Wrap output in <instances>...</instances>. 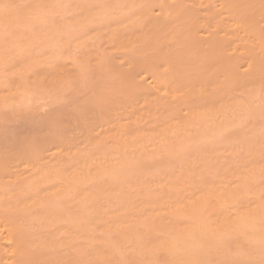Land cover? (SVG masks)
<instances>
[{"label": "rangeland", "instance_id": "obj_1", "mask_svg": "<svg viewBox=\"0 0 264 264\" xmlns=\"http://www.w3.org/2000/svg\"><path fill=\"white\" fill-rule=\"evenodd\" d=\"M88 1L0 0V54L2 55H0V195L3 194V196H0V199H2L0 205L12 201L11 197L14 196L16 200H13L10 204L14 205V201H16L21 210L17 207L18 204L16 205L17 209H15V205L14 208H12L13 205L10 207L17 210V212L19 211L23 218L24 216L27 218L20 221H22L23 227L26 223V230L29 226L28 230L34 228L33 231H29V235L33 240L32 236H35L37 239L36 244L41 241L40 245H45L47 240L44 239L48 235L46 239L51 238L46 244L48 248L52 247L51 245L48 246L50 242L53 245L58 243L57 241L60 239L61 242L63 240L68 244L66 241L69 240L68 242H71L69 245L73 244L72 246L73 248L76 247L77 252L78 248L79 251L81 249L83 252L92 251L96 245L98 250L103 248L105 250L106 246L110 249L115 247L112 248L114 250L117 249L115 245H118L115 244L117 243L115 240L122 237L124 243L119 239L120 248L117 251H125L126 248L123 247L128 248L131 243V245L142 243L141 245L144 246L145 244L149 245V242L151 248L144 247H147L148 250L154 249L157 253L159 248L160 251L164 252L166 248L168 251H173V249L179 251L177 248H181L182 245L180 241L182 243L183 240L187 241L192 238L203 243L209 239L210 234L216 235V232L221 233L224 231L228 234L233 232L232 228L238 227L239 221L242 225H244V222L263 221L264 205L258 203V201L264 202V192L259 193L261 189L264 191L263 77L259 79L258 76V80L247 78V80L238 82L241 85L239 88L236 85L237 83L232 84L236 85L237 88L235 89L237 91L234 86L233 89L231 88L232 85L228 88L227 84L229 83L226 84L225 82L216 83V81L208 80L202 85V82L199 83V81L189 84L188 80L186 82L183 80L184 83L181 80H178L181 81L180 83L176 80L178 83L171 82L176 87L172 85L171 89H160V92V90H157L158 87L154 85L155 83L152 84L150 72L161 78L174 76L168 72L164 73L162 69H150L149 72H143L136 65L139 62L136 55L139 47L134 40L141 35L140 20H138L141 14L139 16L138 14L140 11L142 13L147 10L144 7L145 0H143L144 4L142 0H133V3L132 0H123V2H127V5L120 2L122 0L113 1L114 3L110 1L111 4L99 0ZM117 2H120L122 6ZM3 5L8 7H3ZM21 5L24 7H21ZM129 5L131 6L130 9ZM139 5L140 7L136 9ZM25 7L28 8L25 9ZM118 7L122 9L118 10ZM134 9L136 11H133ZM122 10H124V16L121 15L122 12L120 13ZM16 11L17 13L22 12L19 13L20 17H17ZM95 11L100 16H97ZM5 14H9L8 17ZM216 18L214 19L217 20L215 22L221 23V20H218L220 18ZM3 19L7 20L3 21ZM257 21L259 22V19ZM262 23L264 21L258 23L260 28L257 25L256 28L259 34L260 31L263 32L260 36L264 38ZM132 25H134V28ZM7 33L9 34L7 35ZM3 39L4 41H2ZM117 39L122 41L117 44ZM10 40L11 42H9ZM132 40L136 43L133 50L134 43H132ZM251 44L255 45L253 42ZM253 49H255V46H253ZM13 57L16 58V61ZM118 72L130 74V77H133H131V82L134 85H128V83L125 84L120 81ZM51 73L56 75H52L56 77L53 81ZM48 74L51 78H47ZM243 75L248 77L252 75L253 77L254 74L246 71ZM35 78H39V81L42 79L45 82H35ZM15 80L17 83L19 80L21 81L17 84V87L16 83L14 85ZM22 81L24 82L22 83ZM52 82L56 83L53 84ZM21 84L22 88L20 87ZM39 93L43 95L40 96ZM20 94L21 96H19ZM15 95L18 97L15 98ZM45 95H48L47 98ZM23 96L24 98L28 96L30 99L26 97V101L24 98V101H22ZM257 99L261 101L259 102ZM253 103L256 104L253 105ZM235 104H238V110ZM257 106L260 107V110ZM254 107L259 112L250 110ZM202 110L206 112L203 113ZM212 110H217V112ZM248 111H251V113ZM247 112L249 113L248 116H246ZM255 113L258 117L254 115ZM26 148L29 149L26 150ZM104 150H106V153ZM102 152H104V155ZM143 160L146 163L144 165H142ZM140 164L143 167L142 169H139ZM83 167H85L84 170H82ZM113 170L118 173L113 174ZM42 171H45L49 177ZM35 174L36 176H34ZM38 174L44 178H40V180ZM93 174L95 177H93ZM78 181L82 182L81 185ZM34 182L35 184H33ZM52 184L55 187L51 186ZM56 184L64 186V191L58 188L59 186L57 187ZM74 184H76L75 187ZM65 185H69L72 190H69L70 188ZM258 185H260V188H258ZM34 187L37 190L36 193H34ZM12 188H15V190ZM37 188H40V190ZM79 188L82 190L80 192L76 191ZM20 190L21 192H19ZM56 191L61 192L59 194ZM44 192H53V194H50L53 197L49 198L50 195L45 196L46 193ZM57 194L58 196H56ZM238 194L241 195V198ZM256 194L260 196V199ZM43 195L44 198L47 197L45 200H43ZM36 197L39 200V205L37 203V207H35L36 205H29L30 200H36ZM173 198L175 199L173 200ZM55 199L56 201H54ZM230 199L232 201L229 202ZM240 199L242 200L240 201ZM6 200L8 201L6 202ZM175 200L178 205L182 203L181 205L185 207L177 208L178 205H176ZM43 201L45 205L49 204L45 206ZM245 202L248 203L247 206ZM173 203L175 204L173 205ZM227 203H230L231 206ZM236 203L239 204V209ZM27 204L29 207H27ZM232 204L236 208H232ZM256 204H258L257 210H248L249 206L254 207ZM78 206L80 207L78 208ZM221 206L227 208L222 209ZM25 208L28 209L25 210ZM31 208L33 209L31 210ZM228 208L229 210H227ZM58 210H60L59 212L62 211L61 215L63 217L70 214L71 217H66L65 221L67 223L64 224V218L62 219L60 215L61 219L58 218L60 220L54 219L58 215L56 213H59ZM217 211H222L225 214H218ZM75 212L77 214H74ZM28 214H30L29 217ZM46 214H49V217ZM226 214L229 215L226 216ZM257 214L260 215L261 219L259 217L256 219ZM219 215H222V217L225 215L231 223L225 226V223L220 221ZM52 216L55 217L52 218ZM37 218L41 221L39 222ZM46 218H49V220H43ZM95 218H100V223L99 221L98 223L101 230L98 229L99 226L96 229L94 228L98 225L97 221L94 222ZM51 219H53L52 224H49L48 222L51 223ZM34 220L41 224L47 221V224L52 225V227L56 222L54 220L60 221L62 225L57 224V226L62 228L60 229L62 232L60 230L56 231V223L54 228H48L46 223L41 228ZM89 221H93L96 225ZM127 221L130 223H127ZM88 222L92 225L89 226ZM82 223L86 228L83 225L81 226ZM34 224L38 226L37 229H35ZM44 225L51 231L54 229L55 233H60V238L57 233L55 235L54 232L48 229H44V231ZM68 226L72 229L68 230ZM39 228L41 229L38 230ZM64 228L68 230L66 231L68 233L64 231ZM74 230L76 233H80L78 231L82 230L83 234H80L84 235L86 239L82 235L83 238H80V234L79 237L75 236L77 234L74 233ZM126 230L133 233L130 235ZM151 230L160 231V233H168L167 230H171V235L174 233V237L171 238L173 240L169 239L170 242L162 241L160 237L161 239L154 243L153 241L161 235L158 234L154 240L152 238L155 235L149 237L151 235H149V231ZM43 231L48 232L44 233ZM90 231H93V233ZM102 232L105 233L107 238L105 247H102L103 242L99 238ZM65 233H70L66 237L72 235L77 242L74 239H72L73 241L69 239L72 236L65 241L62 238H65ZM134 234L136 235L134 236ZM92 236L93 238H91ZM101 236L103 238L104 235ZM97 238L100 239L102 244L99 243ZM125 238L132 242H127ZM133 238H140V240L138 243H133L135 241ZM143 238L146 239L145 242L147 240L148 242L144 243ZM149 238L153 240V245H156L154 248ZM81 239H84L83 242ZM92 240L95 242L91 243ZM43 241L45 242L42 243ZM96 241L99 244H96ZM159 241L160 245L158 244ZM172 241L175 242L174 245ZM121 242L127 245L123 246ZM113 244L114 246H112ZM64 246L65 249L67 246ZM85 247L87 248L84 249ZM162 247L163 249H161ZM169 247L171 250H169ZM235 247L242 253H247L249 241L239 240L235 243ZM73 248L70 250H73ZM60 249L62 250L61 247ZM76 250L74 248L73 251ZM63 253L54 252L53 255L56 254L55 256L62 257ZM158 254L162 255L163 252ZM256 263L260 264L258 261Z\"/></svg>", "mask_w": 264, "mask_h": 264}, {"label": "bare ground", "instance_id": "obj_2", "mask_svg": "<svg viewBox=\"0 0 264 264\" xmlns=\"http://www.w3.org/2000/svg\"><path fill=\"white\" fill-rule=\"evenodd\" d=\"M82 1V0H81ZM88 1V0H87ZM91 1V0H90ZM94 0H92L93 2ZM100 2H109L110 1H117V0H99ZM120 1V0H119ZM127 1V0H125ZM134 1H137V0H134ZM124 4H126L125 2L120 1ZM120 2H117L119 3V5L121 4ZM145 9L147 10H144V12L140 13L139 11V14L138 16L140 15V18L138 20L139 23H140V26L141 29L140 30V36L134 40L136 43H138V47H139V51L138 53L136 52V55L138 56V60L139 62L136 63L137 67L142 70L143 72H149L150 69H162V71L165 72H168L170 73L172 76L174 77H164V78H161L159 77L158 75H156L155 73H151L150 72V76L152 77V84L156 85L158 87H156L157 90H163L165 88H168V89H171L172 88V85L174 87L175 84H172V83H175L176 80H181V81H187L189 84H194L196 83L197 81L202 82L201 84L203 85V83L207 82L208 80H211V81H216L217 82H220V83H223L225 82L227 84V87H231L232 84H236L237 87L239 88V83L238 82H242L244 80H247V78L249 80H251V78H256L257 77L259 79H264V38H262L260 36L261 32L260 31V34L257 32V28H256V25L259 26L260 28V22L264 21V0H145ZM88 3H90L88 1ZM95 3V2H94ZM114 3V2H113ZM132 3H133V0H132ZM136 3V2H135ZM139 3V2H138ZM142 3H143V0H142ZM200 3V4H199ZM25 4V3H24ZM86 4V3H84ZM129 4V3H128ZM144 4V3H143ZM147 4V6H146ZM196 4V5H194ZM26 5V4H25ZM28 5V4H27ZM118 5V6H119ZM127 5V4H126ZM125 5V6H126ZM138 5V4H137ZM142 5V4H141ZM87 6V5H86ZM101 6V5H99ZM112 6V5H111ZM122 6V4H121ZM124 6V5H123ZM124 6V7H125ZM133 6V5H132ZM8 7V6H6ZM11 7V6H9ZM21 7H24L21 5ZM96 7V6H95ZM110 7V5H109ZM123 7V8H124ZM130 5H129V9H130ZM139 6H137L136 9H138ZM148 7V8H146ZM28 8V7H25V9ZM91 8V7H90ZM99 8V7H98ZM112 8V7H111ZM128 8V7H127ZM126 8V9H127ZM133 8V7H132ZM20 9V8H19ZM18 9V10H19ZM24 9V8H23ZM88 9V8H86ZM100 9V8H99ZM122 8L119 9L118 7V10H121ZM125 9V8H124ZM6 11L8 9H5ZM10 10V9H9ZM12 10V9H11ZM14 10V9H13ZM17 10V9H16ZM21 10V9H20ZM94 10V8H93ZM92 10V11H93ZM97 10V9H95ZM113 10V9H112ZM141 10V8H140ZM82 11V9H81ZM129 11V10H127ZM132 9L130 10V13H131ZM133 11H136L135 9ZM4 12V11H3ZM2 12V13H3ZM10 12V11H9ZM19 12V11H18ZM96 12V11H95ZM114 12V11H113ZM119 12V11H118ZM122 12V13H121ZM123 12L124 10L120 11L121 15H123ZM8 13V12H7ZM20 14L22 12H19ZM19 13H17L16 11V14H18L17 17H20ZM94 13V12H93ZM92 13V14H93ZM10 14V13H9ZM9 14H5L7 17ZM97 16H100L98 15V13L96 12ZM112 14V13H111ZM125 14V13H124ZM136 14V13H135ZM3 15V14H2ZM11 15V14H10ZM91 15V14H90ZM94 15V14H93ZM117 15V14H116ZM109 16H111L109 14ZM124 16V15H123ZM152 16V17H151ZM95 17V16H94ZM93 17V18H94ZM135 17V16H134ZM137 17V16H136ZM154 17V18H153ZM216 17L220 18L218 20H221V23H217L215 21L217 20H214ZM12 18V17H11ZM103 18V17H102ZM133 18V17H132ZM217 19V18H216ZM257 19H259V22L257 21ZM7 19H3V21H5ZM11 20V19H10ZM137 20V21H138ZM262 20V21H260ZM84 21V20H83ZM94 21V20H93ZM257 21V24L255 25ZM13 22V20H12ZM99 22V21H98ZM220 22V21H219ZM97 23V22H96ZM95 23V24H96ZM100 23V22H99ZM138 24V22H136ZM135 23V24H136ZM78 24V23H77ZM81 24H82V20H81ZM94 24V26H95ZM102 24V22H101ZM104 24V23H103ZM134 24V25H135ZM264 23H262L261 25H263ZM10 25V24H9ZM8 25V26H9ZM132 25V27L134 26ZM139 25V24H138ZM97 28V26H96ZM134 28V27H133ZM262 28V27H261ZM137 29V30H139ZM136 30V31H137ZM264 31V30H263ZM9 33H7L8 35ZM128 35V34H127ZM131 35V34H130ZM150 35V37L147 38V36ZM262 35V34H261ZM264 35V34H263ZM4 36V35H3ZM6 36V35H5ZM4 38V37H3ZM6 38V37H5ZM10 38V37H9ZM7 39V38H6ZM121 39V38H120ZM127 39V38H126ZM131 40V39H130ZM4 41V39L2 40ZM120 42L122 40H119ZM118 39H117V44H118ZM133 41V40H132ZM134 41L132 43H134ZM139 41V42H137ZM249 41V42H247ZM11 42V40L9 41ZM251 42H253V44L255 45H252ZM13 43V42H12ZM132 46V50L134 49V46L135 44ZM10 44V43H9ZM8 45V44H7ZM12 45V44H11ZM15 45V44H14ZM10 47V45H8ZM253 46H255V49H253ZM16 47V45H15ZM2 48V47H1ZM4 48V46H3ZM7 48V47H6ZM11 49V48H10ZM2 51V50H1ZM11 51V50H10ZM256 51V52H255ZM14 52V51H13ZM12 53V52H11ZM14 54V53H12ZM1 55V54H0ZM15 55V54H14ZM13 55V56H14ZM20 55V54H19ZM25 55V54H24ZM2 56V55H1ZM26 56V55H25ZM9 58V57H8ZM20 58V57H19ZM29 58V57H28ZM137 58V57H135ZM7 59V58H6ZM14 59V57H13ZM16 59V58H15ZM14 59V60H15ZM3 60V59H2ZM10 60V59H9ZM20 60V59H19ZM22 60V59H21ZM26 60V59H25ZM24 60V61H25ZM12 61V60H11ZM16 61V60H15ZM14 61V62H15ZM28 61V60H27ZM31 61V60H30ZM3 62V61H2ZM1 62V64H2ZM10 62V61H9ZM19 62V61H18ZM26 62V61H25ZM12 63V62H11ZM4 64V63H3ZM13 64V63H12ZM28 64V63H27ZM10 65V63H9ZM14 67V66H13ZM23 67V66H22ZM17 68V67H16ZM161 71V72H162ZM250 72L253 75L251 76H246V75H243V73L245 72ZM261 74V75H259ZM56 76L54 73H51V77L53 76ZM44 76V75H43ZM42 76V77H43ZM47 76V74L45 75V77ZM118 76H119V80L124 82L125 84L128 83V85H134L132 84L131 82V79L132 78L130 77V74L128 73H123V72H118ZM20 77V76H19ZM23 77V76H22ZM48 74V77L47 78H51ZM25 78V77H24ZM23 78V79H24ZM175 78V79H174ZM22 79V78H21ZM52 81L56 79V77H53L51 78ZM14 80V79H12ZM149 80V79H148ZM253 80V79H252ZM258 80V79H257ZM35 82L39 81V78H35L34 79ZM40 81H43L42 79ZM39 81V82H40ZM51 81V80H50ZM57 81V80H56ZM181 81H178L179 83ZM183 81V83H184ZM19 82L21 83V81L19 80ZM18 82V83H19ZM24 81H22L23 83ZM38 82V83H39ZM45 82V81H43ZM172 82V83H171ZM176 82V83H178ZM250 82V81H249ZM16 83V87H17V81L15 80L14 82V85ZM42 83V82H41ZM53 84H55L56 82H52ZM134 83V81H133ZM150 83V82H149ZM251 83V82H250ZM52 84V85H53ZM148 84V83H147ZM151 84V85H152ZM198 84V83H197ZM247 84V83H246ZM245 84V85H246ZM178 85V84H177ZM229 85V86H228ZM236 85H232V89H233V86H234V89L237 88ZM54 86V85H53ZM51 86V87H53ZM150 86V85H148ZM153 86V85H152ZM181 86V85H180ZM183 86V85H182ZM226 86V85H225ZM249 86V85H248ZM21 88L23 87L22 84L20 86ZM55 87V86H54ZM53 87V89H54ZM226 87V88H227ZM20 88V89H21ZM227 88V89H228ZM230 88V89H231ZM258 88V87H257ZM256 88V89H257ZM7 89H8V86H7ZM52 89V88H51ZM229 89V90H230ZM262 89V88H261ZM9 90V89H8ZM39 90V89H38ZM43 90V89H42ZM41 90V91H42ZM50 90V89H49ZM48 90V91H49ZM153 90V89H152ZM160 90V92H161ZM236 90V89H235ZM244 90V89H243ZM263 90V89H262ZM36 91V90H35ZM40 91V90H39ZM53 91V90H51ZM191 91V89H190ZM195 91V90H194ZM234 91V90H233ZM237 91V90H236ZM264 91V90H263ZM9 92V91H8ZM36 93V92H35ZM29 94V93H28ZM31 94V93H30ZM40 96L41 93H39ZM49 94V92H48ZM54 94V92H53ZM58 94V93H57ZM2 95V93H1ZM5 95V93H4ZM51 95V94H50ZM56 95V94H55ZM263 95V94H262ZM7 96V94H6ZM5 96V97H6ZM17 95H15V98H16ZM21 96V94L19 95ZM36 96V95H35ZM34 96V97H35ZM37 96H38V93H37ZM48 96V95H47ZM47 96L45 95V97L47 98ZM61 96V95H60ZM3 97V96H2ZM18 97V96H17ZM28 97V96H26ZM25 97V98H26ZM56 97V96H54ZM62 97V96H61ZM262 97V96H261ZM260 97V98H261ZM264 97V95H263ZM9 98V97H8ZM24 96L22 97V101L23 100ZM24 98V99H25ZM29 98V97H28ZM41 98V97H39ZM236 98V97H235ZM238 98V97H237ZM236 98V99H237ZM3 99H5L3 97ZM10 99H14V98H10ZM21 99V98H20ZM19 99V100H20ZM30 99V98H29ZM50 99V98H49ZM60 99V97H59ZM235 99V100H236ZM243 99V98H242ZM62 100V99H61ZM234 100V99H232ZM251 101H253L252 99H250ZM249 100V102H251ZM258 100V99H257ZM262 100V98H261ZM261 100H258L259 102ZM264 100V98H263ZM17 101V99H16ZM26 101V99H25ZM50 101V100H49ZM216 102V101H215ZM235 102V101H234ZM238 102V100H237ZM240 102H241V99H240ZM239 102V103H240ZM245 103V101H243ZM253 102H256L255 100ZM25 103V102H24ZM51 103V102H50ZM258 103V102H257ZM264 103V101H263ZM214 104V103H212ZM243 104V103H242ZM248 104V103H247ZM252 104V103H250ZM256 104V103H253V105ZM216 105V104H215ZM236 105V104H235ZM253 105H250L251 107ZM262 105V103H261ZM260 105V106H261ZM189 106V105H188ZM205 106V105H204ZM238 104L236 105V108L238 110ZM241 106V105H240ZM243 106H246V105H243ZM212 107V106H211ZM234 107V106H233ZM256 107V106H255ZM255 107L253 109L250 108V110L252 111H257L256 109L259 107L257 106V108L255 109ZM262 107V106H261ZM264 107V106H263ZM262 107V108H263ZM203 108V107H202ZM207 108V107H206ZM213 108V107H212ZM216 108V107H215ZM218 108V107H217ZM221 108V107H219ZM248 108V107H247ZM246 108V109H247ZM214 109V108H213ZM232 109V108H231ZM241 109V108H240ZM255 109V110H254ZM260 110V107L258 108ZM195 110H197L195 108ZM205 110V109H204ZM218 110V109H217ZM217 110H214L217 112ZM221 110V109H220ZM219 110V111H220ZM259 110L257 112H259ZM213 111V110H212ZM213 111V112H214ZM234 111V110H233ZM236 111V109H235ZM246 111V110H245ZM251 111H248L251 113ZM203 112V110H202ZM201 112V113H202ZM206 112V111H204ZM203 112V113H204ZM215 112V113H216ZM247 112V115H249V113ZM198 113V112H197ZM194 114V113H193ZM234 114V112H233ZM213 115V114H212ZM252 116V114H250ZM256 115V113L254 114ZM263 117H264V113L262 114ZM258 117V115H256ZM248 118V117H247ZM253 118V116H252ZM261 118V117H260ZM258 119V118H257ZM201 121V120H200ZM252 122V121H251ZM200 124V123H198ZM254 124V123H253ZM204 125V124H203ZM200 127V126H199ZM202 129V128H201ZM242 132V130H240ZM239 131V132H240ZM238 135H240V133H238ZM97 141V140H96ZM98 142V141H97ZM95 143V142H94ZM100 143V142H99ZM106 144V143H105ZM102 146V145H101ZM25 148V147H24ZM29 149V148H26V150ZM106 149V148H105ZM30 151V150H29ZM31 152V151H30ZM104 152L106 153V150H104ZM104 152L103 155H104ZM90 153V152H89ZM108 154V153H107ZM100 155V154H98ZM97 156V154H96ZM81 157V155H80ZM86 157V156H85ZM95 157V156H94ZM1 158V156H0ZM37 158V157H36ZM99 158V157H98ZM84 159V158H83ZM96 159V158H95ZM104 159V157H103ZM102 159V160H103ZM86 160V159H85ZM88 161L90 159H87ZM72 162V161H71ZM85 163H87L86 161H84ZM102 162V161H101ZM141 162V161H139ZM144 162V160L142 161ZM141 162V164H142ZM62 163V162H61ZM69 163V162H68ZM106 163V161H105ZM104 163V164H105ZM103 164V163H102ZM140 164V167L139 169L143 168ZM146 164L145 162L142 164L144 165ZM65 165V164H64ZM79 165V163H78ZM81 165V164H80ZM94 165V163H93ZM91 165V166H93ZM97 165V164H96ZM95 165V166H96ZM139 165V163H138ZM66 166V165H65ZM64 166V167H65ZM82 166V165H81ZM85 166V165H84ZM74 167V166H73ZM86 167V166H85ZM82 168V170H84V168ZM138 167V166H137ZM46 168V166H45ZM61 168V167H60ZM58 168V169H60ZM76 168V167H75ZM80 168V167H79ZM77 168V169H79ZM136 168V166H135ZM44 169V168H43ZM48 169V168H47ZM55 169V168H54ZM53 169V170H54ZM70 169V168H69ZM72 169V168H71ZM90 169V168H89ZM97 169V167H96ZM95 169V170H96ZM57 170V169H56ZM65 170V169H63ZM92 170V169H91ZM98 170V169H97ZM136 170V169H135ZM133 170V171H135ZM40 171V170H39ZM52 171V170H51ZM61 171V169L59 170ZM114 171V170H113ZM137 171V170H136ZM38 172V171H37ZM45 173V171H42ZM71 172V171H70ZM68 172V173H70ZM74 172V171H73ZM76 172V171H75ZM83 172V171H82ZM90 172V171H89ZM95 172V171H94ZM99 172V171H98ZM41 173V172H40ZM49 173V172H48ZM57 173V172H56ZM80 173V172H79ZM84 173V172H83ZM82 173V174H83ZM101 173V172H100ZM113 174L116 173L115 171L112 172ZM111 173V174H112ZM118 173V172H117ZM116 173V174H117ZM59 174V173H58ZM62 174V172H61ZM74 174V173H73ZM90 174V173H89ZM44 175V174H43ZM46 175V173H45ZM44 175V176H45ZM54 175V174H53ZM63 175V174H62ZM66 175V174H65ZM86 175V174H85ZM88 175V174H87ZM94 175V174H93ZM36 176V174L34 175ZM39 176V174H38ZM48 176V175H46ZM60 176V175H59ZM75 176V175H74ZM82 176V175H81ZM92 176V175H91ZM16 177V176H15ZM14 177V179H15ZM49 177V176H48ZM57 177V176H56ZM67 177V175H66ZM69 177V176H68ZM77 177V175H76ZM83 178H85L84 176H82ZM89 177V176H88ZM95 177V175L93 176ZM34 178V177H33ZM36 178V177H35ZM42 178V176L40 177L39 176V179ZM44 178V177H43ZM42 178V179H43ZM60 178V177H59ZM38 179V178H37ZM58 179V178H57ZM56 179V180H57ZM72 179V178H71ZM16 180V179H15ZM14 180V181H15ZM41 180V179H40ZM47 180V179H46ZM55 180V179H54ZM77 180V179H76ZM75 180V181H76ZM84 180V179H83ZM34 181V180H32ZM61 181V180H60ZM63 181V180H62ZM61 181V182H62ZM43 182V181H42ZM80 182V181H78ZM77 182V183H78ZM25 183V182H23ZM28 183V182H27ZM31 183V181H30ZM52 183V182H51ZM56 183V182H55ZM59 183V181H58ZM67 183V182H66ZM73 183V182H72ZM71 183V184H72ZM76 183V182H75ZM82 182H80L79 184L81 185ZM35 184V182L33 183ZM60 184V183H59ZM59 184L57 185V187L59 186ZM65 184V183H64ZM63 184V185H64ZM22 185V183H21ZM27 185V184H26ZM25 185V186H26ZM30 186H32L31 184H29ZM42 185V184H41ZM79 185V186H80ZM261 185V184H260ZM260 185H258V188H260ZM43 186V185H42ZM41 186V187H42ZM45 186V185H44ZM47 186V184H46ZM49 186V185H48ZM51 186H54L53 184ZM65 186H68L70 188L69 185H65ZM72 186V185H71ZM76 186V184H74V187ZM78 186V185H77ZM78 186V187H79ZM212 186V185H211ZM262 186V185H261ZM55 187V186H54ZM78 187H76L78 189ZM6 188V187H5ZM25 188V187H23ZM27 188V187H26ZM25 188V189H26ZM32 188V187H31ZM58 188H61L63 191H64V186H59ZM256 188V187H255ZM263 188V186H262ZM3 189V188H2ZM15 190V188H12ZM18 189V188H17ZM16 189V191H18ZM35 189V187H34ZM40 190V188H37ZM45 189V188H44ZM49 189H50V186H49ZM60 189V190H61ZM67 189V188H66ZM65 189V191H66ZM28 190V189H27ZM42 190V188H41ZM56 190V189H55ZM69 190H72L71 188ZM67 190V191H69ZM74 190V189H73ZM82 189L79 188V190H76V191H81ZM258 190V189H257ZM260 190V189H259ZM5 191V189H4ZM9 191V190H8ZM30 191V190H28ZM32 191V190H31ZM36 193V189L34 190ZM2 192V191H1ZM21 192V190L19 191ZM33 192V191H32ZM40 192V191H39ZM47 192V191H46ZM44 192V193H46ZM61 192V191H60ZM60 192H57L56 193H59ZM78 192V193H79ZM261 192H264L261 191ZM15 193V192H14ZM25 193V192H24ZM53 194V192H48L45 194V196H49L50 194ZM68 193V192H67ZM18 194V193H17ZM26 194V193H25ZM28 194V193H27ZM33 194V193H31ZM38 194V193H37ZM80 194V193H79ZM15 195V194H14ZM29 195V194H28ZM63 195V194H62ZM61 195V196H62ZM171 195V194H169ZM237 195V194H236ZM239 195V194H238ZM257 195V194H256ZM0 196H3L0 195ZM10 196V195H9ZM18 196V195H17ZM31 196V195H30ZM39 196H42V195H39ZM38 196V197H39ZM51 196V195H50ZM58 196V194L56 195ZM54 196V197H56ZM176 196V195H174ZM178 196V195H177ZM233 196V195H232ZM235 196V194H234ZM240 198H241V195H239ZM237 196V197H239ZM262 196V195H261ZM11 197V196H10ZM21 197V196H20ZM23 197V196H22ZM53 196L49 197V198H52ZM173 197V195H172ZM236 197V198H237ZM257 197L260 199V196L257 195ZM12 198V201L10 200V202H13V200H16L14 196L11 197ZM14 198V199H13ZM25 198V197H23ZM32 198V197H31ZM43 198H44V195H43ZM47 197H45L43 200H45ZM178 198V197H177ZM22 199V198H21ZM29 199V198H28ZM62 199V197H61ZM168 199H170L168 197ZM175 198H173L174 200ZM233 199V198H232ZM232 199L229 200L232 201ZM9 200V199H8ZM6 200V202L8 201ZM18 200V198H17ZM26 200V199H25ZM58 200V199H57ZM177 200V199H176ZM175 200V201H176ZM239 200V199H238ZM237 201V203H239ZM242 199H240L241 201ZM2 201V199H0V202ZM34 201V203H33ZM48 201V199H47ZM46 201V202H47ZM56 201V199L54 200ZM73 201V200H72ZM71 201V202H72ZM172 201V199H171ZM235 201V200H234ZM10 202L8 201V203L6 204H1L0 207L3 209L0 208V264H101V263H109V264H255L256 261H258L260 263V261L262 259H264V219H262L263 221H253L251 223H245L244 222V225H242L239 221V224H238V227L236 228H232L234 231L231 232V233H227V232H219L217 233L216 232V235L215 234H210L211 236L208 237L209 239L203 243H201L200 241L195 240V239H188L187 241L186 240H183L184 242L181 243L180 241V244L181 245V248H177V250L179 249V251H175L173 249V251H168L166 250L165 248V252L164 251H160L158 249L159 252H163L162 255H159L157 253V251H155L154 249H151V250H148L150 249V242H149V245L148 244H145L144 246H147L148 249H146L143 245L141 244H134V245H131L129 244L128 248L127 247H123V248H126L124 249L125 251H117L119 248H120V245L118 242H120V240L124 243V238L122 239H117L115 240L117 243L115 244H118V245H115L117 249H114L112 250V248H115V247H112L111 249L108 248V246H104V245H107V243L105 244V241L107 240V238L105 237V233L102 232V234H100V239L101 241L103 242V246L102 247H105V250L104 248L103 249H99L98 250V246L96 245L98 242L96 241V246L95 248L91 251V250H88V251H79V248H78V252L76 250V247L75 250L76 251H73L74 248H73V244L72 245H69V243L71 242H68L69 240H67L69 237H71L72 235H70L69 237H66V235L68 236L69 234H66L68 232L69 229H72L70 228V226H72L70 224V226H68L69 228H67L68 230H66V228H64V231L66 232L65 233V238L62 237L63 239H65V241L68 243L66 244L63 240L61 242V240L57 241L58 243H55L57 244V248L55 247V244H51V242L48 244L51 245L50 247L51 248H48L46 246L47 244V241L49 242L50 239H46L48 235L45 236V239L44 240H47L46 242L43 241L42 243H46L45 245H40L41 241L39 244H36L37 242V239L35 238V236H32L34 238L31 239V236L29 235V231H33L32 228L31 230H28V228H30V226L27 228V230L25 229V224H24V227H23V224H22V221L20 220H23L25 218L24 214V218L20 215L19 211L17 212V207H19V204L14 201V205H15V209H12L14 208V205L13 204H10ZM19 202V201H18ZM29 202V201H28ZM27 202V203H28ZM32 204H31V203ZM30 204L31 206H35L36 203L39 205V200L37 199L36 197V200H30ZM42 202V201H41ZM169 202V201H168ZM167 202V203H168ZM228 202V201H227ZM250 202V201H248ZM255 202V201H254ZM253 202V203H254ZM52 203V202H51ZM76 203V202H75ZM86 203V202H85ZM166 203V204H167ZM171 203V202H170ZM176 205H178V202L176 201L175 202ZM173 203V205L175 204ZM224 203V202H223ZM236 203V204H237ZM251 203V202H250ZM258 203H261L259 205H264L262 203L264 202H259ZM18 204V206L16 207V205ZM43 204H44V201H43ZM49 204V203H47ZM46 204V205H47ZM84 204V203H83ZM82 204V205H83ZM182 204V203H181ZM178 205L177 208H184L185 206L183 205ZM225 204V203H224ZM230 205V203H227ZM235 204V203H234ZM241 204V202H240ZM244 204V203H243ZM246 204V202H245ZM5 205H9V206H5ZM13 205V207H12ZM45 205V204H44ZM45 205V206H46ZM77 205V204H76ZM169 205V204H168ZM175 205V206H176ZM238 205V209L240 208L239 207V204ZM242 205V204H241ZM248 205V203L246 204V206ZM252 205V204H251ZM254 205V204H253ZM12 208H11V207ZM41 206V205H40ZM226 206V204L224 205ZM231 206V205H230ZM24 207V206H23ZM26 207V205H25ZM27 207L28 204H27ZM37 207V205L35 206ZM42 207V206H41ZM75 207V206H73ZM80 206H78L79 208ZM84 207V206H83ZM222 207V206H221ZM235 207L233 204H232V208ZM242 207V206H241ZM250 208L248 210H257V207H258V204H256V206L252 207V206H249ZM5 208V209H4ZM10 208V209H9ZM44 208V207H43ZM77 208V207H76ZM223 208H227V207H222ZM236 208V207H235ZM234 208V209H235ZM24 209V208H22ZM28 209V208H25V210ZM33 208H31L32 210ZM69 209V208H68ZM238 209H235V210H238ZM21 210V208H20ZM30 210V209H29ZM28 210V211H29ZM61 210V209H60ZM58 210V212L60 211ZM66 210V209H65ZM71 210V209H70ZM69 210V211H70ZM229 210V208L227 209ZM48 211V210H46ZM45 211V212H46ZM73 211V210H72ZM76 211V210H75ZM226 211V209H225ZM30 212V211H29ZM54 212V210H53ZM57 212V211H55ZM62 212V211H61ZM61 212L59 213H56L58 214L56 217L55 216H52V218L54 219H58L62 216L61 215ZM66 212V211H65ZM71 212V211H70ZM74 212V211H73ZM82 212V211H81ZM227 212V211H226ZM22 213V211H21ZM27 213V212H26ZM44 213V212H43ZM72 213V212H71ZM218 214H225L224 212L222 211H217ZM31 214V213H30ZM28 214V217L29 215ZM55 214V213H54ZM55 214V215H56ZM67 214V213H66ZM74 214H77L76 212ZM80 214V213H79ZM216 214V213H214ZM263 214V213H262ZM48 217H49V214H46ZM60 215V216H59ZM70 214H68V216L66 217H71L69 216ZM222 215H219L220 217V221L225 223V226L228 225V223L230 224V220L226 218V216H228L229 214H226V216L222 217ZM256 215V214H255ZM258 216H256V219L257 217L260 218V215L257 214ZM45 216V215H44ZM43 216V217H44ZM45 216V217H47ZM73 216V215H72ZM254 216V215H253ZM31 217V216H30ZM44 217V218H45ZM66 217H63L62 216V219L64 220V224L65 222L67 223L66 220ZM100 217V216H98ZM202 217V216H201ZM264 217V214L262 216V218ZM32 218V217H31ZM35 218V217H34ZM103 218V217H102ZM255 218V217H254ZM253 218V219H254ZM27 219V218H25ZM38 219V218H37ZM58 219V220H60ZM92 219V218H90ZM96 219V218H95ZM94 219V222L99 221L100 223V218ZM235 219H237L235 217ZM252 219V218H251ZM250 219V220H251ZM261 219V218H260ZM30 220V219H29ZM33 220V219H32ZM39 220V219H38ZM43 220H49V218H46V219H43ZM52 220L51 219V223L48 222L49 224H52ZM185 220H188V219H185ZM229 222H228V221ZM255 220V219H254ZM36 222V220H34ZM41 220H39L40 222ZM47 221L45 222L47 224ZM56 221V231L57 230H60L62 228L58 227V225H60L62 222H57V220H54ZM62 221V220H61ZM81 221V220H79ZM126 221V220H125ZM28 222V221H27ZM86 222V221H84ZM89 222H93V221H89ZM89 222L87 224H89ZM93 222L94 225H96L95 223ZM129 221H127L128 223ZM185 222V221H184ZM188 222V221H187ZM219 222V221H218ZM233 222V221H232ZM243 222V221H242ZM24 223V222H23ZM38 222H36L37 224ZM43 223V224H45ZM54 223V225H55ZM70 223V222H69ZM99 223L98 225H96V227H94L95 229L99 226ZM119 223V222H118ZM123 223V222H122ZM120 223V224H122ZM130 223V222H129ZM190 223V221H189ZM188 223V224H189ZM34 224V226H36L35 229H37V225H39V227L43 226V224L41 223H38L37 225ZM80 224V223H79ZM84 223L81 224V226L83 225ZM86 224V223H85ZM86 224V225H87ZM126 224V223H124ZM32 225V224H31ZM53 225H48V228H54L55 226ZM62 225V224H61ZM60 225V226H61ZM78 225V224H76ZM75 225V226H76ZM92 225V224H89V226ZM93 225V226H94ZM117 225V223H116ZM234 225V224H232ZM46 225H44L43 227V230L44 229H48ZM64 226V225H63ZM85 226V225H83ZM88 226V225H87ZM102 226V225H101ZM126 226V225H125ZM177 226V225H175ZM186 227V225H184ZM190 226V225H189ZM194 226V225H193ZM92 227V226H91ZM100 227V226H99ZM98 229L101 230V227ZM103 227V226H102ZM231 227V226H230ZM41 228H39L38 230H40ZM81 228V227H80ZM86 228V226H85ZM83 227V229H85ZM93 228V229H94ZM173 228V227H172ZM171 228V229H172ZM78 229V227H77ZM76 229V230H77ZM94 229V231H95ZM208 229V228H207ZM206 229V230H207ZM215 229V228H214ZM231 229V230H232ZM50 230V229H48ZM54 230V229H53ZM51 231V232H54L53 234L56 235L55 233V230L54 231ZM87 230H89L87 228ZM86 230V231H87ZM100 230H98L100 232ZM104 230V229H102ZM121 230V229H120ZM179 230V229H177ZM45 231V230H44ZM43 231V232H44ZM61 231V230H60ZM59 231V232H60ZM63 231V232H64ZM71 231V230H70ZM97 231V230H96ZM127 231V230H126ZM162 231H165V230H162ZM180 231V230H179ZM200 231V230H199ZM214 231V230H213ZM216 231V229H215ZM37 232V231H36ZM42 232V231H40ZM48 232V231H46ZM44 232V233H46ZM62 232V231H61ZM80 233H82V230L78 231ZM93 233V231H90ZM129 233V231H127ZM168 233H165V232H161L160 231H155V230H151L149 231V237L151 236H154L152 239L155 240V237L160 234L161 236L158 237V239H156L155 241L151 240V238H149L151 240V242L153 241L154 243L158 240H160L162 238V241H169V239L173 238L174 236V233L173 235H171V230H167ZM177 232V231H176ZM175 232V233H176ZM203 232V230H202ZM38 233V232H37ZM35 233V234H37ZM44 233H43V237H44ZM74 233L77 234L75 236L79 237L78 235L80 233H76V231L74 230ZM121 233V232H120ZM123 233V232H122ZM133 232L129 233L130 235L132 234ZM191 233V232H190ZM32 234V233H30ZM34 234V233H33ZM49 234V233H48ZM51 234V233H50ZM58 234V233H57ZM60 234V233H59ZM58 234V236H59ZM64 234V233H63ZM73 234V233H72ZM83 234V233H82ZM80 234V238H83L85 237L84 235ZM87 234V233H86ZM153 234V235H152ZM205 234H206V231H205ZM83 237H82V236ZM89 235V234H88ZM91 235V234H90ZM96 235V234H95ZM101 235H104L103 238H101L102 236ZM125 235V234H124ZM123 235V236H124ZM136 234H134L135 236ZM179 235V234H178ZM39 236V234H38ZM52 236V235H50ZM61 236V234H60ZM59 236V238H60ZM129 236V235H128ZM127 236V237H128ZM176 236V235H175ZM192 236V235H191ZM200 236H202L200 234ZM199 236V237H200ZM205 236V235H204ZM37 237V236H36ZM41 237V236H40ZM90 237V236H89ZM130 237V236H129ZM137 237V236H136ZM161 237V238H160ZM190 237V236H189ZM195 237V236H193ZM197 237H198V234H197ZM203 237V236H202ZM200 237V238H202ZM39 238V237H37ZM61 238V239H62ZM93 238V236L91 237ZM98 239L99 243L102 244V242L100 241V239ZM132 238V236L130 237ZM147 238V237H146ZM181 238V237H180ZM205 238V237H204ZM41 239V238H40ZM57 239V238H56ZM71 241H73L72 239H76V238H73V236L71 238H69ZM86 239V237H85ZM89 239V238H87ZM135 239V238H133ZM136 239H137V242H136ZM135 241L133 243H138V241L140 240V238H136ZM144 239V238H143ZM164 239V240H163ZM179 238L177 237V240ZM182 239V238H181ZM184 239V238H183ZM55 240V239H54ZM79 240V239H78ZM84 240V239H81V241ZM110 240V239H109ZM126 240V238H125ZM146 239H144V243H147L145 242ZM173 240V239H171ZM201 240V239H200ZM246 241L248 242L249 241V250L247 251V253H242V251H240L239 249L237 250L236 247H235V243H237L238 241ZM39 241V240H38ZM77 242V240H75ZM127 242L129 241L128 239L126 240ZM125 241V243H127ZM161 241V242H162ZM175 241V240H174ZM174 241H172L173 245H174ZM36 242V243H35ZM56 242V241H55ZM79 242V241H78ZM83 242V241H82ZM85 242V241H84ZM88 242V241H87ZM92 242H95V241H91ZM121 242V243H122ZM129 242H132V241H129ZM142 242V241H141ZM152 242V246L154 248V246L156 245H153L154 243ZM170 242V241H169ZM168 242V243H169ZM54 243V242H52ZM60 243V244H59ZM61 243H65V244H61ZM72 243H75V242H72ZM81 243V242H80ZM98 243V244H99ZM110 243V242H108ZM122 243V244H123ZM166 243V242H165ZM186 243V244H185ZM59 244V246H58ZM79 244V243H78ZM76 244V245H78ZM89 244V243H88ZM88 244H87V247H88ZM160 245V241L158 243ZM162 244H164L162 242ZM161 244V245H162ZM176 244H178L176 242ZM248 244V243H246ZM39 245V246H37ZM63 245H65L64 247H66L65 249L63 248ZM69 245V246H68ZM75 245V244H74ZM111 245V244H110ZM127 244H123V246H125ZM166 245V244H165ZM171 245V244H170ZM42 246V247H41ZM46 248H44V247ZM54 246V247H53ZM86 246V245H85ZM114 246V244L112 245ZM118 246V247H117ZM158 246V245H157ZM240 246V245H239ZM60 247L62 248V250L60 249ZM81 247V246H80ZM87 247H85L84 249H86ZM110 247V246H109ZM178 247V246H177ZM180 247V245H179ZM235 247V248H234ZM54 248V249H52ZM71 248H73V250H70ZM92 248V247H91ZM157 248V247H156ZM155 248V249H156ZM173 248V246H172ZM241 248V247H240ZM57 249V250H56ZM61 251H60V250ZM89 249V248H88ZM97 249V250H96ZM122 249V248H121ZM163 249V247L161 248ZM246 249V247H245ZM50 250H54L53 252L50 251ZM67 250V252H66ZM82 250H83V247H82ZM169 250L170 247H169ZM63 251H65V253H63ZM97 251V252H96ZM55 253H63V256L60 257V256H55L53 255ZM88 252V253H86ZM257 264V263H256Z\"/></svg>", "mask_w": 264, "mask_h": 264}, {"label": "snow or ice", "instance_id": "obj_3", "mask_svg": "<svg viewBox=\"0 0 264 264\" xmlns=\"http://www.w3.org/2000/svg\"><path fill=\"white\" fill-rule=\"evenodd\" d=\"M3 7H6V5H3ZM260 264H264V259L260 261Z\"/></svg>", "mask_w": 264, "mask_h": 264}]
</instances>
